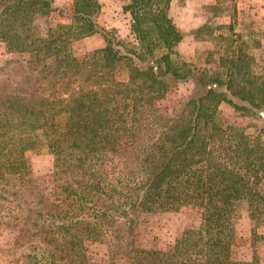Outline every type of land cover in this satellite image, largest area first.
Here are the masks:
<instances>
[{
    "label": "trees",
    "instance_id": "obj_1",
    "mask_svg": "<svg viewBox=\"0 0 264 264\" xmlns=\"http://www.w3.org/2000/svg\"><path fill=\"white\" fill-rule=\"evenodd\" d=\"M125 1L127 43L103 27L99 0H0V44L14 56L0 68V234L14 233L16 264H231L236 207L264 225V68L214 37L230 25L207 22L189 33L223 43L218 70L183 61L176 46L187 33L170 0ZM54 12L64 22L37 35L35 20ZM92 35L104 47L76 59L72 43ZM186 82L192 92L178 113L162 114L158 104ZM220 103L262 126L251 135L216 124ZM36 137L52 155L47 195L34 194L25 168ZM186 206L202 209L197 229L164 250L133 246L142 215ZM107 234L115 256L96 262L87 246Z\"/></svg>",
    "mask_w": 264,
    "mask_h": 264
},
{
    "label": "rangeland",
    "instance_id": "obj_2",
    "mask_svg": "<svg viewBox=\"0 0 264 264\" xmlns=\"http://www.w3.org/2000/svg\"><path fill=\"white\" fill-rule=\"evenodd\" d=\"M101 5L100 20L103 27L113 31L114 37L121 43L131 41L129 35V14L122 11L125 0H99ZM55 7L68 8L69 0H54ZM179 2L169 8V16L174 24L185 34L176 46L179 59L191 63L205 71H217L215 50L223 45L220 41L205 36H193L189 32L203 23L211 27L230 25L231 30L222 29L213 32L214 37L222 35L233 41V46L244 48L252 55L260 68H264V0H215L214 4L202 6H183ZM64 20L56 12L46 17H39L34 22V31L44 36L48 28H54ZM104 47L99 35H92L78 40L71 45V52L76 59H88ZM0 44V68L13 60ZM192 92L190 82L179 84L171 89L158 104L159 111L171 117L178 113L182 103ZM259 112L258 114L260 115ZM263 114V113H262ZM264 115V114H263ZM264 118V117H262ZM214 122L220 126L233 125L245 128L251 135L262 122L252 114L234 111L225 103L216 109ZM27 175L34 181V194L47 195L51 189L52 155L44 141L36 137L34 145L24 154ZM202 209L186 206L177 212L142 215L136 220L132 235L133 246L139 249H167L175 238L184 230L197 229L202 222ZM111 227L115 235L116 225ZM233 243L229 260L231 264H264V225L254 223L248 217L244 204L236 207L233 217ZM104 245H88L87 254L96 262H106L113 255V236L106 235ZM14 233L0 234V264H16L17 253L13 249ZM116 240V239H115ZM118 241V240H116ZM121 243V242H119ZM115 256L118 264L124 260Z\"/></svg>",
    "mask_w": 264,
    "mask_h": 264
},
{
    "label": "crops",
    "instance_id": "obj_3",
    "mask_svg": "<svg viewBox=\"0 0 264 264\" xmlns=\"http://www.w3.org/2000/svg\"><path fill=\"white\" fill-rule=\"evenodd\" d=\"M215 0H170V5L175 4L177 5V2H179L183 6H188V5H194V6H202L206 4H214ZM180 5V6H181Z\"/></svg>",
    "mask_w": 264,
    "mask_h": 264
},
{
    "label": "water",
    "instance_id": "obj_4",
    "mask_svg": "<svg viewBox=\"0 0 264 264\" xmlns=\"http://www.w3.org/2000/svg\"><path fill=\"white\" fill-rule=\"evenodd\" d=\"M260 116H261V117H264V115H263L262 113H260Z\"/></svg>",
    "mask_w": 264,
    "mask_h": 264
}]
</instances>
